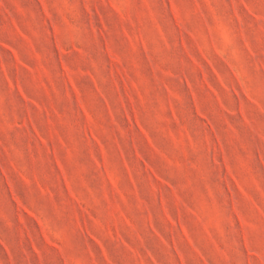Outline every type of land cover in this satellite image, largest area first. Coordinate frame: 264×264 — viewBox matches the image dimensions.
I'll use <instances>...</instances> for the list:
<instances>
[{"label": "rangeland", "instance_id": "1", "mask_svg": "<svg viewBox=\"0 0 264 264\" xmlns=\"http://www.w3.org/2000/svg\"><path fill=\"white\" fill-rule=\"evenodd\" d=\"M0 264H264V0H0Z\"/></svg>", "mask_w": 264, "mask_h": 264}]
</instances>
